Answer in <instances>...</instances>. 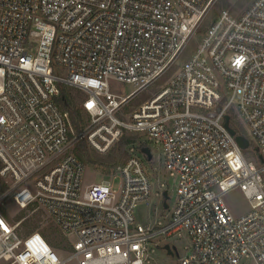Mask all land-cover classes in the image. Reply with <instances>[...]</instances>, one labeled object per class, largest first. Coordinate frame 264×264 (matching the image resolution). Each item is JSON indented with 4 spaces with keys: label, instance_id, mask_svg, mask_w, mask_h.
I'll return each instance as SVG.
<instances>
[{
    "label": "built area",
    "instance_id": "2783aa9c",
    "mask_svg": "<svg viewBox=\"0 0 264 264\" xmlns=\"http://www.w3.org/2000/svg\"><path fill=\"white\" fill-rule=\"evenodd\" d=\"M217 2L0 0V206L10 196L45 210L70 246L61 255L0 210V264H148V245L181 232L190 247L179 264H264V162L247 160L225 127L240 120L264 158V0L239 17L223 11L167 87L127 113ZM111 81L135 91L117 95ZM65 89L83 96L79 132L58 103ZM125 135L160 149L176 181L164 222L137 223L152 197L138 146L111 179L85 185L77 145L104 155Z\"/></svg>",
    "mask_w": 264,
    "mask_h": 264
},
{
    "label": "rangeland",
    "instance_id": "374dc122",
    "mask_svg": "<svg viewBox=\"0 0 264 264\" xmlns=\"http://www.w3.org/2000/svg\"><path fill=\"white\" fill-rule=\"evenodd\" d=\"M255 0H218L215 4L210 16L205 20L203 26L200 28L199 33L190 41L185 51L179 57L177 64L165 75H163L155 84L150 86L144 93L137 96L127 107V113L133 112L144 104L147 100L154 97L159 91L167 87L170 80L178 72L181 63L187 61L194 51L199 46L202 36L215 21L223 11H229L234 17L241 16L245 10L254 2ZM111 90L117 95H132L135 91L134 87L129 84L120 83L117 81H111ZM69 95L74 98L73 104L76 109L80 108V103L83 100V96L77 94L75 91H68ZM71 113V112H69ZM81 130H83L87 124V117L81 113ZM232 127L236 129L239 134L245 135V127L238 119H233ZM74 128L75 124L72 119ZM79 130V131H81ZM76 132H79L75 129ZM132 137V136H127ZM145 143L144 137H139L137 140V145ZM87 149L89 150L93 158H105L112 150H115L119 147V143L108 153V154H99L93 150L86 142ZM255 146L251 142V147ZM130 146H127L125 150L128 152V157L130 155ZM159 149V147H158ZM75 153H78V148H75ZM152 160L148 161L147 157L143 155L140 151L138 157L143 162L145 169L150 177L152 184V197L149 201L141 203L136 209V220L138 224L149 225L155 224L158 221H166L167 215L172 211L175 199H176V181L172 179L164 166V159L162 153L156 150L154 147L152 149ZM258 155V154H257ZM247 160L257 163V156L251 151L244 154ZM127 157V159H128ZM117 173V169L106 171L100 167L91 166L86 163V172H85V185H92L99 183L106 179H111ZM120 183L119 179H116L114 185L118 187ZM6 185L5 182L0 178L1 193L4 191L3 188ZM168 192V198H163V193ZM165 204H167L168 209H166ZM1 212L8 218V220L14 224L18 221H21L20 233L29 234L31 232H39L44 235L49 241L50 245L55 248L61 255H65L69 251L68 241L61 235L57 230L52 220L46 214L45 210L39 209L37 207H29V209L20 210L16 207L13 200L8 196L4 205L0 206ZM166 216V217H164ZM166 246L176 248L177 254L174 256L168 254L164 249ZM190 247V241L185 232H181L177 235H174L169 238H163L154 243L148 245V264H179V259L184 257L187 253L188 248ZM242 264H255L251 259H245Z\"/></svg>",
    "mask_w": 264,
    "mask_h": 264
},
{
    "label": "trees",
    "instance_id": "16d2710c",
    "mask_svg": "<svg viewBox=\"0 0 264 264\" xmlns=\"http://www.w3.org/2000/svg\"><path fill=\"white\" fill-rule=\"evenodd\" d=\"M68 91H71V90H67V89L63 90L62 96L58 100V103L60 104V106L63 110H67V111L71 112L70 115H71V118L73 119L76 130L79 131V130H81V125H80L81 124V118H82L81 117V110H80V108L76 109L74 107V104H73L74 98L69 95ZM127 136H132V137H127ZM138 139H139V136H136V135H125L121 139V141L119 142V144H120L119 147H117L115 150H112L110 155H108L107 157L102 158V159L101 158H93V156H91L89 150L87 149V145L85 144V142H80L77 145L78 153L76 155L80 158V160H82V162L85 165L87 163L91 166H95L97 168L100 167L102 169H105L106 171L115 170L119 166L123 165L125 163V161L127 160L128 152H127V150H125V148L127 146H130V149L132 147H137L135 145H137ZM137 148L141 151L142 149L149 148V147H148V145L143 143V144H139ZM249 151H251L253 154H255L257 156V162H258L259 161V151L257 150V147L253 146L252 148L243 151V153L245 154L246 152H249ZM3 186H4V184H3ZM1 187H0V191L2 189ZM3 188L7 189V185H5ZM46 240H47V238H46Z\"/></svg>",
    "mask_w": 264,
    "mask_h": 264
},
{
    "label": "water",
    "instance_id": "95a60500",
    "mask_svg": "<svg viewBox=\"0 0 264 264\" xmlns=\"http://www.w3.org/2000/svg\"><path fill=\"white\" fill-rule=\"evenodd\" d=\"M225 127L229 130V132L231 133V135L235 137L236 142H237V144H238V146L240 147L241 150L245 151V150L250 149L251 142L249 141V139L246 136H244L243 134L242 135L239 134L231 126V124H230V117L229 116H226V118H225ZM141 153L147 157V160L148 161H151L152 160V154H151V151H150L149 148L142 149L141 150ZM259 160H260L261 163L264 162V158H263L262 155L259 156ZM163 198L164 199H167L168 198V192L167 191H165L163 193ZM165 207L167 208V205L166 204H165ZM164 249L168 252V254H170L172 256H174L176 254L175 248H171L170 246H166Z\"/></svg>",
    "mask_w": 264,
    "mask_h": 264
},
{
    "label": "crops",
    "instance_id": "0c3cea01",
    "mask_svg": "<svg viewBox=\"0 0 264 264\" xmlns=\"http://www.w3.org/2000/svg\"><path fill=\"white\" fill-rule=\"evenodd\" d=\"M167 205V204H166ZM166 209H168V206H167V208ZM171 248H173V247H171ZM175 250H176V248H175ZM176 254H177V252H176ZM178 255V254H177Z\"/></svg>",
    "mask_w": 264,
    "mask_h": 264
}]
</instances>
